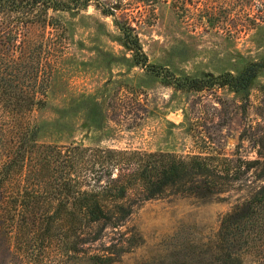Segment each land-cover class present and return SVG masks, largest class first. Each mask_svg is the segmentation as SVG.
I'll use <instances>...</instances> for the list:
<instances>
[{
    "label": "rangeland",
    "instance_id": "1",
    "mask_svg": "<svg viewBox=\"0 0 264 264\" xmlns=\"http://www.w3.org/2000/svg\"><path fill=\"white\" fill-rule=\"evenodd\" d=\"M175 2L132 3L116 10L136 26L150 63L177 75L201 76L238 72L264 58V0H191L187 15L179 13ZM58 14L73 40L54 63L46 104L34 111L41 124L39 139L184 157L233 156L239 147L242 157L257 156L250 139L264 134V67L245 99L226 87L174 89L125 59L112 16L93 5L74 15ZM240 133L244 139L237 146ZM252 179L247 176L208 197L171 192L144 200L118 230H106L105 244L111 237L131 241L111 264H167L187 247L196 251L215 243L223 214L250 193L259 181ZM258 212L251 229L255 233L264 229V204ZM258 233L261 237L248 243L241 264H264V235ZM31 235L30 240L22 235L18 242H6L0 227V264H82L72 250L63 253L56 238L41 245Z\"/></svg>",
    "mask_w": 264,
    "mask_h": 264
},
{
    "label": "trees",
    "instance_id": "2",
    "mask_svg": "<svg viewBox=\"0 0 264 264\" xmlns=\"http://www.w3.org/2000/svg\"><path fill=\"white\" fill-rule=\"evenodd\" d=\"M156 1L0 0V227L6 242H18L22 235L30 240L35 233L37 244H51L56 238L63 253L72 250L82 264H111L129 250L131 241L111 237L105 244L106 230H118L144 200L171 192L208 197L250 175L258 183L223 214L215 243L196 251L187 247L167 264H241L248 243L261 237L258 232L264 235L262 228L257 233L251 230L264 204V134L249 137L257 154L252 158L242 157L239 147L233 156L184 157L39 139L41 124L34 111L46 104L54 63L73 40L58 13L74 15L89 5L112 16L131 65L159 75L174 89L226 87L243 99L248 97L264 58L249 61L238 72L201 76L177 75L149 62L136 26L116 10L132 3L147 7ZM190 3L176 0L174 4L177 12L187 15ZM243 136L240 133L237 146ZM94 243L99 244L97 250L91 249Z\"/></svg>",
    "mask_w": 264,
    "mask_h": 264
}]
</instances>
